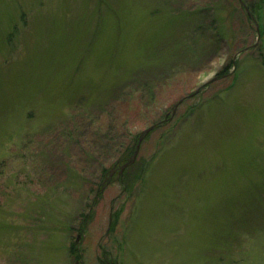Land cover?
Returning <instances> with one entry per match:
<instances>
[{
	"label": "rangeland",
	"instance_id": "rangeland-1",
	"mask_svg": "<svg viewBox=\"0 0 264 264\" xmlns=\"http://www.w3.org/2000/svg\"><path fill=\"white\" fill-rule=\"evenodd\" d=\"M263 60L262 0H0V264H264Z\"/></svg>",
	"mask_w": 264,
	"mask_h": 264
},
{
	"label": "trees",
	"instance_id": "trees-1",
	"mask_svg": "<svg viewBox=\"0 0 264 264\" xmlns=\"http://www.w3.org/2000/svg\"><path fill=\"white\" fill-rule=\"evenodd\" d=\"M262 1H264V0H262ZM258 6V5H257ZM257 8V7H256ZM263 63H264V60H263ZM138 144V138H137V136L135 137V139H134V145H133V148L131 149V150H129V149H125V155H124V159L122 160V157H120V154H119V157H118V162L119 163H123L124 161H128V157H130L132 154H134V149H135V147H136V145ZM114 162H116L115 160H114ZM106 170H107V168L106 167H104V168H101V176L99 177V179H98V182H101V185L103 184V182H102V177H104V172H106ZM104 173V174H103ZM101 185H99V186H96V188L94 189V191H98L99 190V188L98 187H100ZM102 188V187H101ZM99 192V191H98ZM100 196V194L99 193H97V195L95 194V197H99ZM96 200V199H95ZM95 202V201H94ZM88 218H89V215L88 214H85L84 216H83V218H82V220H83V224H84V226L86 225V222H87V220H88ZM75 244H72L71 245V251L72 252H76V248H75V246H74ZM76 254V253H75Z\"/></svg>",
	"mask_w": 264,
	"mask_h": 264
},
{
	"label": "flooded vegetation",
	"instance_id": "flooded-vegetation-1",
	"mask_svg": "<svg viewBox=\"0 0 264 264\" xmlns=\"http://www.w3.org/2000/svg\"><path fill=\"white\" fill-rule=\"evenodd\" d=\"M119 160H117L116 162H113L112 164H111V166H110V168H109V171H107L108 170V167H106L107 168V174L105 175V177H103V179H102V182L105 184L106 182H108L109 181V179L114 175V174H119L120 173V168H122L123 166L122 165H118V164H120L119 162H118Z\"/></svg>",
	"mask_w": 264,
	"mask_h": 264
},
{
	"label": "water",
	"instance_id": "water-1",
	"mask_svg": "<svg viewBox=\"0 0 264 264\" xmlns=\"http://www.w3.org/2000/svg\"><path fill=\"white\" fill-rule=\"evenodd\" d=\"M149 129H150V128H149ZM147 131H148V129L146 130V132H147ZM146 132H145V133H146ZM142 135H144V132H141V136H142ZM134 155H135V153L133 154V156H134ZM125 166H126V165H124V167H125ZM121 169H123V167H122Z\"/></svg>",
	"mask_w": 264,
	"mask_h": 264
}]
</instances>
